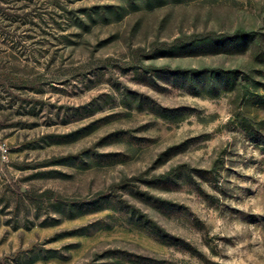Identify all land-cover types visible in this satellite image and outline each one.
<instances>
[{"label":"rangeland","instance_id":"obj_1","mask_svg":"<svg viewBox=\"0 0 264 264\" xmlns=\"http://www.w3.org/2000/svg\"><path fill=\"white\" fill-rule=\"evenodd\" d=\"M58 2L0 0L35 16L28 69L0 42L29 74L0 104V264H264V0Z\"/></svg>","mask_w":264,"mask_h":264},{"label":"trees","instance_id":"obj_2","mask_svg":"<svg viewBox=\"0 0 264 264\" xmlns=\"http://www.w3.org/2000/svg\"><path fill=\"white\" fill-rule=\"evenodd\" d=\"M16 7L19 5L20 8H22L23 10H25V8L28 7H35V9H38L40 16H38V19H40L41 21L46 22L44 16L42 15L44 13V11H42L41 9H46L49 6H53L55 8L57 7H61L59 5V2L57 0L58 4H55L53 1L54 0H11ZM36 3H39V6H43L40 9L37 8L35 6ZM59 5V6H58ZM63 10L64 13L68 12L65 8H61ZM26 15V14H25ZM35 16L31 17L30 20H25L23 18V15L19 14V12H13L11 11V8H6L4 9L2 5H0V42L5 43L6 45H8V43H11V54L8 55L9 58L16 59L17 61V67L18 70H20L21 67H23L19 61H25L26 65L28 64V62H33L35 61V59H30L31 53H27V51H25L24 48H26V44L27 43H31V42H27V40L29 39V36H22L23 34H21V30L19 32V34L14 35L13 31L14 30H18L19 28L22 27V25H28L30 24H34L35 22ZM77 19H79V17H74V23L77 21ZM29 21V22H28ZM39 28V26H38ZM41 29L39 28V31ZM38 31V30H37ZM36 33V32H35ZM39 33L37 32V37H39ZM39 39V38H37ZM5 44H1V45H5ZM7 47V46H6ZM27 50V48H26ZM25 65V66H26ZM28 69L27 67H23V70ZM5 71H0V104L2 101H5L11 104H15V103H24L22 99L15 97L12 93H10L11 90H20L23 88V85L25 84V80L27 78V75L25 74H18V72L14 73L15 71L13 69H10V73H12L14 75V77H10V78H5L3 76ZM29 80V79H28ZM27 80V81H28ZM20 85V86H19ZM26 87H28V85L26 84ZM40 91V90H38ZM4 92H7V97H5L3 94ZM20 106L23 108L25 105L24 104H20L18 107L20 109Z\"/></svg>","mask_w":264,"mask_h":264}]
</instances>
